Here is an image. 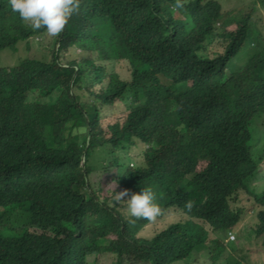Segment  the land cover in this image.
<instances>
[{
  "label": "trees",
  "instance_id": "obj_1",
  "mask_svg": "<svg viewBox=\"0 0 264 264\" xmlns=\"http://www.w3.org/2000/svg\"><path fill=\"white\" fill-rule=\"evenodd\" d=\"M176 3L80 0L46 60L0 67V264H103L105 254L112 264H254L224 244L244 215L230 204L239 191L264 239V50L237 64L260 39L254 7ZM45 33L0 0V52ZM71 50L84 58L61 63ZM136 148L141 162L125 158ZM97 172L115 195L150 188L162 209L154 220L175 222L139 238L154 220L126 218V200L104 195ZM21 201L26 219L11 226Z\"/></svg>",
  "mask_w": 264,
  "mask_h": 264
},
{
  "label": "rangeland",
  "instance_id": "obj_2",
  "mask_svg": "<svg viewBox=\"0 0 264 264\" xmlns=\"http://www.w3.org/2000/svg\"><path fill=\"white\" fill-rule=\"evenodd\" d=\"M187 1V0H184ZM217 3L220 4L221 8L223 10H230L232 8H237L240 6H245V8H249L250 6L254 7V16L252 17L253 24L256 25V28L258 29L259 38L258 42L256 43L254 41V44L252 45V36L250 37V40L247 43L246 53L244 55H239L237 64L238 65H244L248 58H250L252 55H255L257 50H264V8L260 5V3L257 0H215ZM243 9V8H242ZM54 35H50L47 33L45 36H41L38 38H31L23 43H20L18 46V52L14 53L10 49H4L0 52V67L2 66H13L17 63L19 58L22 59H35V60H46L49 56V52L51 51L50 44L53 43ZM38 41L45 43V45L38 44ZM256 46V47H255ZM66 53V52H65ZM65 53L60 54V61L61 63H65L66 60H74L78 56H84L81 54V52H78L76 50H71L67 55ZM117 70L120 74V77L122 79H128L129 77V70L125 66V64L119 63L117 64ZM109 108V116L111 117L113 115V105L110 104ZM124 108V104H121L118 106V110L120 113L121 109ZM103 114H105V110L103 109ZM259 119V118H258ZM255 120L254 124L257 122ZM261 142H264L262 140ZM138 149H128L125 151L126 153V159H131L132 162L137 161L141 162L142 158H138ZM105 161H109V156L106 155ZM128 165H131L128 164ZM111 172V171H110ZM112 173V172H111ZM113 174V173H112ZM94 180L97 182L98 185H102L103 187V194L104 195H111L112 197H115V194L113 193V189L116 187L115 183L112 181L111 177L108 175H103L101 172H97L96 176L94 177ZM147 185V184H146ZM155 197H157V194L154 193ZM254 201L251 200L248 195L244 192H237L236 196H233V199L231 198L230 204L232 207L239 206L242 207L244 210V215L241 220V222L235 227L234 231L232 232L235 238L226 237L224 244L227 245V242H233L235 243V246L238 251V255H241V259L245 260L246 262H252L254 264H264V257H260L259 253L264 254V245H262V242L260 240H264L261 238H256L255 233L253 231V225L257 222L256 219V213H257V207L254 208L253 206ZM26 203L24 201L12 203V225L14 226L16 224H21L23 220L26 219ZM121 212L126 216L129 215L127 211V201H123V204L121 206ZM176 220V213H167L166 215L161 216L160 219L154 220L152 224H149L146 226L145 229L140 231L138 233V237L144 240H149L151 237L152 229L153 228H160L161 225H166L171 222H175ZM20 230V229H19ZM19 230H16L14 232H10L9 236L17 235L18 233H21L22 230L19 232ZM149 231V232H148ZM214 235V236H213ZM211 235V238L215 237V234ZM228 239V241H227ZM261 242V243H260ZM209 246H211V243L205 246L206 249H202L201 252V258L202 261L210 259L212 256V249ZM248 258H247V257ZM114 257L109 254H105L102 258L103 264H112ZM89 264H97L95 262V257L90 256L88 258ZM193 264V263H192ZM200 264V262L196 263Z\"/></svg>",
  "mask_w": 264,
  "mask_h": 264
},
{
  "label": "clouds",
  "instance_id": "obj_3",
  "mask_svg": "<svg viewBox=\"0 0 264 264\" xmlns=\"http://www.w3.org/2000/svg\"><path fill=\"white\" fill-rule=\"evenodd\" d=\"M8 3L12 12L17 13L22 21L29 22L33 30L41 28L46 30V36L47 33L56 35L64 29L69 18L79 9L80 0H8ZM176 6H181L180 0H177ZM38 44L45 45L40 41ZM20 59L22 58H19L18 61ZM115 199L127 201V211L129 217L132 218L152 221L162 211L155 202L156 197L150 188H142L139 193H130L129 190L125 189L116 192ZM191 206L190 201L186 202V208L190 210ZM129 223H135V220L129 219ZM230 233L232 232L228 233V237Z\"/></svg>",
  "mask_w": 264,
  "mask_h": 264
},
{
  "label": "built area",
  "instance_id": "obj_4",
  "mask_svg": "<svg viewBox=\"0 0 264 264\" xmlns=\"http://www.w3.org/2000/svg\"><path fill=\"white\" fill-rule=\"evenodd\" d=\"M229 237L230 238H235V236L232 233L229 234Z\"/></svg>",
  "mask_w": 264,
  "mask_h": 264
},
{
  "label": "water",
  "instance_id": "obj_5",
  "mask_svg": "<svg viewBox=\"0 0 264 264\" xmlns=\"http://www.w3.org/2000/svg\"><path fill=\"white\" fill-rule=\"evenodd\" d=\"M82 165H83V167H85V162L84 161H83Z\"/></svg>",
  "mask_w": 264,
  "mask_h": 264
}]
</instances>
